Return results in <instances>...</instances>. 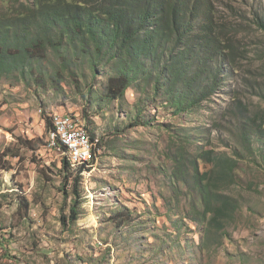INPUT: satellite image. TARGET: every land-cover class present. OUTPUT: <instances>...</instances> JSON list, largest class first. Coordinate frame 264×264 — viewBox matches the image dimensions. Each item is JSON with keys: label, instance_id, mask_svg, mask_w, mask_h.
Listing matches in <instances>:
<instances>
[{"label": "rangeland", "instance_id": "1", "mask_svg": "<svg viewBox=\"0 0 264 264\" xmlns=\"http://www.w3.org/2000/svg\"><path fill=\"white\" fill-rule=\"evenodd\" d=\"M212 1L217 14L241 32L235 44L242 57L237 75L232 71L206 111L203 105L176 118L175 110L163 107L166 100L149 101L142 116L150 125L131 127L126 114L134 112L132 90L122 107L102 111L69 85L42 90L0 80V264H264V144H255V163L241 161L237 179L217 182L236 204L219 228L206 230L194 219L196 212L206 222L210 218L195 183V172L210 168L193 164V155L240 147L238 127L222 115L234 104L235 91L264 119V34L251 19L262 16L264 0ZM51 61L57 64L55 57L44 64ZM104 82L95 80L92 91ZM44 115L73 120L84 131L89 126L97 139L80 173L75 223L68 222L74 199L64 187L65 151L52 142ZM181 150L176 182L173 159ZM120 212L131 220L120 221Z\"/></svg>", "mask_w": 264, "mask_h": 264}, {"label": "trees", "instance_id": "2", "mask_svg": "<svg viewBox=\"0 0 264 264\" xmlns=\"http://www.w3.org/2000/svg\"><path fill=\"white\" fill-rule=\"evenodd\" d=\"M4 7L0 13V80L42 90L58 91L63 84L69 85L102 111L112 104L122 107L127 91L132 90L137 100L134 112L126 114L131 127L150 125L142 116L149 101L166 100L163 107L175 110L172 116L176 118L198 112L203 105L206 111L232 71L237 75L242 57L235 44L241 32L217 14L212 0H6ZM251 19L264 34V12L262 16L254 13ZM52 57L57 64L51 61L47 67L44 63ZM97 79L105 82L99 91H92ZM241 96L235 91L234 104L222 112L238 127L239 150H200L192 157L193 164L202 162L210 168L202 174L195 172L201 204L210 218L206 222L196 212L194 219L204 223L206 230L218 229L222 218L236 209L234 199L222 194L217 182L237 179L241 161L248 157L255 163V144H264L263 116L249 111ZM43 120L47 131L55 133L51 116L44 115ZM86 127L94 150L95 133ZM179 135L189 141L184 132ZM54 142L67 151L57 136ZM56 146L53 148L58 150ZM182 151L173 159L176 182ZM256 154L260 157L263 152ZM60 163L64 187H69L74 199L68 222L75 223L80 217L78 199L82 198L80 173L86 168L72 170L66 156ZM117 215L124 223L131 220V214Z\"/></svg>", "mask_w": 264, "mask_h": 264}, {"label": "bare ground", "instance_id": "3", "mask_svg": "<svg viewBox=\"0 0 264 264\" xmlns=\"http://www.w3.org/2000/svg\"><path fill=\"white\" fill-rule=\"evenodd\" d=\"M62 121H65V122H63L62 124ZM52 122L55 126V133L51 134L52 142L54 141V137L56 136L59 138V140H61V142L63 143V145L65 146L67 150L64 152V156L67 157V160L72 168H80L82 166H85V163L87 162L88 158H86L85 155H81L82 153H85V146H74L73 147L69 142L64 141V139H70L72 134H75L82 130L76 129L75 123L73 122V120H68L65 117L55 118L54 120H52Z\"/></svg>", "mask_w": 264, "mask_h": 264}, {"label": "built area", "instance_id": "4", "mask_svg": "<svg viewBox=\"0 0 264 264\" xmlns=\"http://www.w3.org/2000/svg\"><path fill=\"white\" fill-rule=\"evenodd\" d=\"M65 121H62V124ZM64 141L69 142L73 147L74 146H85V153H82L81 155H85L86 158L89 157L90 150L93 148L92 142L89 141V137L85 135L84 130L79 131L75 134H72L70 139H64Z\"/></svg>", "mask_w": 264, "mask_h": 264}]
</instances>
